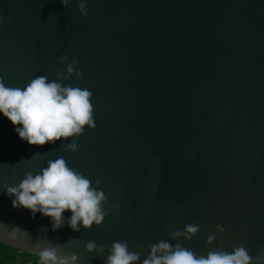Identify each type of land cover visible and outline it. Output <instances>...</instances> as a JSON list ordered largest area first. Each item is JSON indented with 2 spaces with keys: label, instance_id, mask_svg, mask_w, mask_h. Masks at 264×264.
I'll list each match as a JSON object with an SVG mask.
<instances>
[{
  "label": "water",
  "instance_id": "obj_1",
  "mask_svg": "<svg viewBox=\"0 0 264 264\" xmlns=\"http://www.w3.org/2000/svg\"><path fill=\"white\" fill-rule=\"evenodd\" d=\"M0 0V77L23 89L75 60L64 85L92 92L95 128L43 147L19 139L0 115V186H17L63 157L107 197L102 225L51 231L49 218L13 209L0 187V243L32 254L62 245L79 264H105L117 240L147 257L174 229L200 225L182 246L264 251V0ZM10 21V22H9ZM67 56L65 63L60 58ZM75 71L81 72L76 79ZM40 153L37 156L35 154ZM119 205L118 208L114 205ZM65 219L70 216L65 212ZM225 232L206 247L216 225ZM71 239V240H70ZM88 241L105 254L85 253ZM175 244L176 241H170ZM33 255V254H32Z\"/></svg>",
  "mask_w": 264,
  "mask_h": 264
},
{
  "label": "clouds",
  "instance_id": "obj_2",
  "mask_svg": "<svg viewBox=\"0 0 264 264\" xmlns=\"http://www.w3.org/2000/svg\"><path fill=\"white\" fill-rule=\"evenodd\" d=\"M59 2L66 8L72 0ZM86 4L87 0H77V10L82 17L88 15ZM67 60V56H62L60 63ZM75 63V60L67 63L64 72H58L51 82L47 76H37L23 89L6 86L0 77V115L15 127L19 139L29 146L43 147L58 141H71L63 145V150L75 154L79 150L77 139L85 129L95 128L92 92L60 82L61 77L66 81L73 76ZM81 75V72L75 71L77 80ZM0 187L12 198L13 209L22 208L29 211L32 217L40 213L42 217L49 218L52 232L65 224L73 232H79L81 228L88 231L93 226L99 227L109 211L104 208L108 201L99 181L93 186L87 176L70 167L63 157L49 159L46 167L37 174L25 172L17 186ZM114 207L118 208L119 205ZM65 212L70 213L67 219L63 215ZM0 230L13 239L15 234L22 233L18 228L9 231L2 224ZM199 231L200 225L195 223L186 224L183 230H172L169 240L152 244L142 261L140 253L129 250L127 241H114L107 249L105 264H264V251L253 257L244 246H237L228 252L221 243L218 249H211L207 255H197L194 249L184 247L179 242L191 241ZM224 232L222 225H216L215 234L208 235L205 246L212 245L218 237L222 238ZM22 234L27 237L26 233ZM27 245L32 250L34 264H79V256L62 253L60 244L45 247L39 242L32 245L27 239ZM84 251L90 256L94 253L96 257H101L106 249L104 245L88 241Z\"/></svg>",
  "mask_w": 264,
  "mask_h": 264
},
{
  "label": "trees",
  "instance_id": "obj_3",
  "mask_svg": "<svg viewBox=\"0 0 264 264\" xmlns=\"http://www.w3.org/2000/svg\"><path fill=\"white\" fill-rule=\"evenodd\" d=\"M0 248L10 250L9 251L10 253H3V251L0 250V258L2 257V259L4 260L5 263L8 261L7 262L8 264H14V263H17V261H20V264H34V261L31 262L28 259V257H30L32 254L22 252L24 254V256L21 257V259H18L17 253H14V252H17V249H14V248L9 247L7 245H4L2 243H0Z\"/></svg>",
  "mask_w": 264,
  "mask_h": 264
},
{
  "label": "rangeland",
  "instance_id": "obj_4",
  "mask_svg": "<svg viewBox=\"0 0 264 264\" xmlns=\"http://www.w3.org/2000/svg\"><path fill=\"white\" fill-rule=\"evenodd\" d=\"M0 250L1 251H3V253H10L9 251L10 250H7V249H3V248H0ZM14 253H17V258L18 259H21V257H23L24 256V254L22 253V252H20V251H17V252H14ZM28 259L32 262V261H34V257H33V255H31L30 257H28ZM8 262V261H7ZM5 263L4 262V260L2 259V257L0 258V264H8V263ZM14 264H20V261H17V263H14Z\"/></svg>",
  "mask_w": 264,
  "mask_h": 264
}]
</instances>
